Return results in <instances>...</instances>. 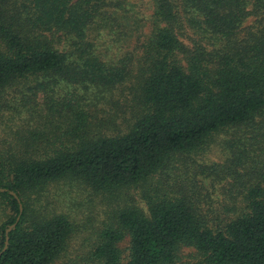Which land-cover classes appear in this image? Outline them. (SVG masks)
<instances>
[{"label": "trees", "instance_id": "16d2710c", "mask_svg": "<svg viewBox=\"0 0 264 264\" xmlns=\"http://www.w3.org/2000/svg\"><path fill=\"white\" fill-rule=\"evenodd\" d=\"M151 3L145 23L127 0H0V110L31 78L20 109L61 84L109 90L131 78L142 107L124 135L83 133L50 157L26 146L8 165L0 159V264H54L64 254L68 219L26 202L63 179L98 192L143 189L146 211H117L88 264H177L182 248L193 250L188 264H264V0ZM106 33L127 48L117 61L97 50ZM46 104L83 121L72 94ZM218 136L228 156L204 165L196 157ZM198 175L227 185L231 202L216 215L199 207Z\"/></svg>", "mask_w": 264, "mask_h": 264}, {"label": "rangeland", "instance_id": "374dc122", "mask_svg": "<svg viewBox=\"0 0 264 264\" xmlns=\"http://www.w3.org/2000/svg\"><path fill=\"white\" fill-rule=\"evenodd\" d=\"M127 1L136 6L139 18L146 23L152 14L151 0ZM245 25H252V20L248 19ZM147 30L144 28V33ZM96 44L98 52L110 60L117 61L127 52L122 42L113 40L107 33ZM130 48L133 50V47ZM35 83L31 78L26 81V85L19 84L15 90H9L4 98L3 104L8 108L0 110V159L5 165L9 164L13 153L17 156L23 154L26 146L28 156L43 159L62 150V146L73 144L83 133L90 138L124 135L142 115L134 78L109 90L61 84L39 96L36 102L25 109H20L19 91L26 92V86ZM69 94L79 102L83 121L77 120L72 114L63 116L65 114L48 111L47 101L61 103ZM13 108L18 109L15 111ZM222 140L223 136H218L209 142L205 151L199 152L200 156L196 157L198 161L204 165L222 164L228 156ZM197 179L201 183L199 207L206 215H216L221 210V204L231 202L225 182L200 175ZM142 190L137 186L118 190L117 193L98 192L75 180L63 179L48 184L38 192H32L26 202L37 215L63 216L72 225L73 233L68 247L54 264H88L87 258L94 249L100 230L112 222L117 211L132 204L146 211ZM145 191L148 192L149 187L145 186ZM4 218L0 208V223ZM126 246V242L121 245L122 248ZM192 253V249L182 248L177 264L190 263Z\"/></svg>", "mask_w": 264, "mask_h": 264}, {"label": "water", "instance_id": "95a60500", "mask_svg": "<svg viewBox=\"0 0 264 264\" xmlns=\"http://www.w3.org/2000/svg\"><path fill=\"white\" fill-rule=\"evenodd\" d=\"M3 191V190H2ZM13 196H15L13 193H11ZM22 210V207L20 206V211ZM17 221H18V219H17ZM15 225H16V223L15 224H13L10 228H8V230H7V232L6 233H8L9 231H11L13 228H15ZM7 238H6V242H5V247H4V250H5V248H6V246H7Z\"/></svg>", "mask_w": 264, "mask_h": 264}]
</instances>
